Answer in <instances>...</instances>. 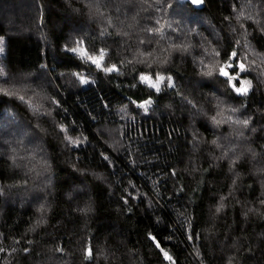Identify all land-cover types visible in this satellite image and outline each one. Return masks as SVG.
I'll return each mask as SVG.
<instances>
[{"label":"trees","instance_id":"trees-1","mask_svg":"<svg viewBox=\"0 0 264 264\" xmlns=\"http://www.w3.org/2000/svg\"><path fill=\"white\" fill-rule=\"evenodd\" d=\"M204 3L0 0V264H264V0Z\"/></svg>","mask_w":264,"mask_h":264},{"label":"snow or ice","instance_id":"snow-or-ice-1","mask_svg":"<svg viewBox=\"0 0 264 264\" xmlns=\"http://www.w3.org/2000/svg\"><path fill=\"white\" fill-rule=\"evenodd\" d=\"M191 2L194 4V5H199L200 3H202V0H191ZM0 51H2V49H0ZM72 51H77L76 49H72ZM82 55H86V53H82ZM236 55V53L235 52H233L232 53V56H235ZM103 56V53H101V57ZM90 59H92L91 57H89ZM232 57H229V59H231ZM93 62H95V63H97V67H99L100 65H99V62L98 61H96V60H93ZM227 67H231V65H227ZM239 67H240V69H241V71H243L244 70V65L243 64H240L239 65ZM209 74H211V73H209ZM220 75H222V76H225V77H228V79H229V83H231V81L232 80H234V79H236L237 77H234V76H229V73L226 71V68L225 67H221L220 68ZM237 76H238V74H237ZM146 79H148L147 77H141V80L142 81H144V80H146ZM170 79V78H169ZM163 80V78L162 77H158L157 78V82H156V84H154V85H150V86H152V87H158V84L161 82ZM84 81H82V83H83ZM246 83H248V82H242V84H246ZM233 87L235 88V86L233 85ZM247 87H241V88H235V91H237V93L238 94H242V95H244V94H247ZM148 102L146 101L145 102V104H147ZM144 105H141V107H143ZM245 123H247V121H245ZM157 247H159V244H157ZM89 255H91V252H89L88 253ZM165 257L167 258V259H169V260H171V257H169L168 255H167V253H165Z\"/></svg>","mask_w":264,"mask_h":264},{"label":"rangeland","instance_id":"rangeland-1","mask_svg":"<svg viewBox=\"0 0 264 264\" xmlns=\"http://www.w3.org/2000/svg\"><path fill=\"white\" fill-rule=\"evenodd\" d=\"M94 60H96L98 62L100 61V59H94ZM95 64H97V63H95ZM142 77H147L148 78V79L144 80L143 82H146L149 86L150 85H154L157 82V78L156 79H153V78H151L150 76H147V75H143ZM242 82H248V81L247 80H241V85H240L241 87H247L248 88L249 83L242 84ZM161 83H162V81L158 84V87H152V86L151 87L154 88V89H159Z\"/></svg>","mask_w":264,"mask_h":264},{"label":"water","instance_id":"water-1","mask_svg":"<svg viewBox=\"0 0 264 264\" xmlns=\"http://www.w3.org/2000/svg\"><path fill=\"white\" fill-rule=\"evenodd\" d=\"M178 2H189L191 3L195 8L197 9H201L204 7L205 3H204V0H202V3H200L199 5H194L191 0H177Z\"/></svg>","mask_w":264,"mask_h":264}]
</instances>
